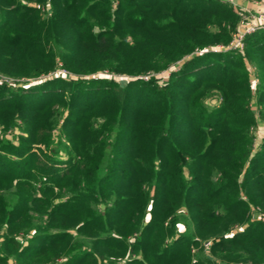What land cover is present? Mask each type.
<instances>
[{"label": "trees", "instance_id": "16d2710c", "mask_svg": "<svg viewBox=\"0 0 264 264\" xmlns=\"http://www.w3.org/2000/svg\"><path fill=\"white\" fill-rule=\"evenodd\" d=\"M237 22L215 0H0V74L36 77L60 62L76 77L9 100L0 84V123L25 134L20 156L0 154V190L15 192L8 207L0 193V264H264V219L249 214L264 216V138L252 152L248 107L257 103L264 124V31L245 37L243 54L193 55L227 44L230 33L213 28ZM182 59L162 87L142 79ZM247 64L258 70L256 101ZM104 69L129 80L82 77ZM211 95L218 106L205 104ZM64 109V156L51 149L35 164ZM234 224L243 231L211 245L219 262L193 261L197 240ZM29 229L21 245L15 235Z\"/></svg>", "mask_w": 264, "mask_h": 264}, {"label": "rangeland", "instance_id": "374dc122", "mask_svg": "<svg viewBox=\"0 0 264 264\" xmlns=\"http://www.w3.org/2000/svg\"><path fill=\"white\" fill-rule=\"evenodd\" d=\"M218 1L224 5H226L228 8H230L232 11H234L237 15H238V22L236 24V26L234 27V29L232 30L230 28V26H226L225 28H213L214 31L219 32L220 34H228L230 33V40L227 42V44L224 43H218L215 45L212 44H208L207 47L204 50H195L193 51V55L196 54H203L206 52H210V53H226V52H231V54H243L245 47L244 46V39H243V45L241 50L238 49H229L230 47V43L232 41V34L233 32L237 29L238 24H239V31L241 33H244V31H251L254 30L251 34H254L255 32H259V31H264V22H261L259 20V18H257V16H259L260 14H263L264 16V0H215ZM48 7L46 6L42 11L45 12L46 9ZM261 9V10H260ZM242 21V24H240L239 22ZM232 30V31H231ZM248 36V35H247ZM229 49V50H228ZM184 59L180 60L179 62L176 63V65H173L171 67H169L168 69L159 71V72H150L148 75L143 76L142 79L145 82H148L151 78H153L154 83L158 86V87H162L163 84H166V82L168 81V79L170 78L172 72H176L179 70L180 66L182 65ZM248 66V72H249V81L251 86L253 87V96H254V100L256 101V92L255 87L258 85L259 80H258V76H257V67H255L254 65H250L247 64ZM62 71V72H61ZM54 72H56V75H52ZM51 75V76H50ZM90 76H96L98 78H103V79H107V80H112L114 82H116L118 85L123 86L128 80L129 77H127L126 74H115L112 72H109L108 69H104V70H98L95 73L91 74V75H86V76H82V77H90ZM49 77H57L60 78L62 80H71V79H75V75H73V73L69 72L68 70H66L65 68L62 67V64L60 62H57L54 70H52L51 72L47 73V74H41L39 76L36 77H30L28 78L27 76H23V77H11V76H7V75H3L0 74V84L4 85L6 87V90L8 91L6 94V99H11L13 97H15V95L20 93V90L23 89V91L26 90V88H28L31 85L37 84ZM146 77V78H145ZM138 79V77H136ZM141 78V77H140ZM61 86V85H60ZM63 87V86H62ZM21 88V89H20ZM213 95V94H212ZM208 97L205 99V104L208 105L209 107H216L219 105L220 99H217L215 96ZM248 107L250 110H253V120H254V126L252 128H250V134L252 136V152L256 151V150H261V143L263 141L264 138V124L261 121L260 118V114H259V107L257 106V103H253L251 102V100L248 103ZM66 110H62L60 111V113H57L56 115L52 116L53 119L56 120V125L52 128V130L49 132L50 135V142L52 143V145H48L45 146L44 144H38L39 145V150L37 148L33 149L34 153H35V158H36V162L35 164H40L44 161L47 160V158H49L50 156V150L53 149L54 152L58 155H62L64 156V152H65V147L67 146V142L63 136V131L61 129V125L63 122V118L66 116ZM4 118V117H1ZM100 122V121H99ZM18 124V122H17ZM21 126L20 127L18 125H15L12 127H5V125H3L2 123H0V144H12L13 146L10 147L9 149H7L6 153H0L3 154L4 156H8L11 157L13 159L16 158V156H20L19 154H17L15 152V148L14 146L17 147L18 145V138L25 136L24 133H22L21 131ZM67 143V144H65ZM62 159H64V157H61ZM61 161V159H58ZM49 161V160H48ZM33 173L36 177L40 178V173H38L36 170L33 169ZM40 180H36L33 181V188H37L40 186V183L38 182ZM1 194H5L4 197L6 198L7 202V206L10 205L11 201H14V195L15 192L13 189H9V190H5L3 192V190H0ZM37 194L39 195V193L37 192ZM57 199H54L53 201H56ZM251 210V211H250ZM249 210V214L251 215V219L254 220H261L264 219V216L259 213L256 210L250 209ZM184 211L183 210H179L178 213V221L177 224L175 225V233L177 232V234L179 233H183L185 231V227H184V220L183 219H187V217H183L184 215ZM39 214H36L35 216H37L34 220L35 222H41L42 219H44L43 217H38ZM35 223V224H36ZM167 227H171L172 221L171 220H166L164 223ZM243 226L238 225V224H234V226L232 228H228V231L225 233H221L218 236L219 237H209L204 241H198V244L193 247L191 249V253L194 256L192 259L193 261H195V258H197L195 255H198L200 258H210L211 260H217V257L214 258L213 255L211 254V245L213 244V242L219 240V238H229L230 236L235 235L236 233L243 231ZM23 230V229H22ZM27 231V233L25 232ZM34 229H29V230H24L20 231L18 234H16L15 236H17L18 242L22 243L24 241H26L28 238H30L33 234H34ZM4 228H2V230L0 231V243L2 241V235L4 234ZM73 233H75L73 231ZM2 234V235H1ZM88 242V241H87ZM221 260V259H220ZM125 260H118V262L116 264H122ZM223 261V260H222ZM58 262L60 263L61 260H58ZM217 262H219V259L217 260ZM224 264H252L250 261H240V262H230L228 260H224L223 261ZM3 264H17L14 258H9L6 262H4Z\"/></svg>", "mask_w": 264, "mask_h": 264}, {"label": "built area", "instance_id": "2783aa9c", "mask_svg": "<svg viewBox=\"0 0 264 264\" xmlns=\"http://www.w3.org/2000/svg\"><path fill=\"white\" fill-rule=\"evenodd\" d=\"M257 18H259V20H260L261 22H264V16H263V14H260L259 16H257ZM239 23L242 24V21L239 22ZM253 31H254V30H251V31H249V32L244 31V33H241V32L239 31V24H238L237 29H236V30L233 32V34H232V41H231V43L229 44L231 48H229V49H238V50H241L242 45H243V39H244L247 35H249L250 33H252ZM229 49H228V50H229ZM61 72H62V71H61ZM52 75H53V76L56 75V72H54ZM50 76H51V75H50ZM145 78H146V77H145Z\"/></svg>", "mask_w": 264, "mask_h": 264}, {"label": "crops", "instance_id": "0c3cea01", "mask_svg": "<svg viewBox=\"0 0 264 264\" xmlns=\"http://www.w3.org/2000/svg\"><path fill=\"white\" fill-rule=\"evenodd\" d=\"M261 10V9H260Z\"/></svg>", "mask_w": 264, "mask_h": 264}]
</instances>
